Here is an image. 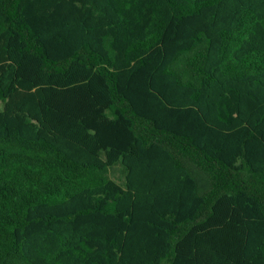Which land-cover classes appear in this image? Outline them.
Segmentation results:
<instances>
[{
	"label": "trees",
	"instance_id": "trees-1",
	"mask_svg": "<svg viewBox=\"0 0 264 264\" xmlns=\"http://www.w3.org/2000/svg\"><path fill=\"white\" fill-rule=\"evenodd\" d=\"M0 264H264V0H0Z\"/></svg>",
	"mask_w": 264,
	"mask_h": 264
},
{
	"label": "rangeland",
	"instance_id": "rangeland-1",
	"mask_svg": "<svg viewBox=\"0 0 264 264\" xmlns=\"http://www.w3.org/2000/svg\"><path fill=\"white\" fill-rule=\"evenodd\" d=\"M111 175H112V177H113L114 179H116V180L120 178V176H119V172H118L117 170L112 171V172H111Z\"/></svg>",
	"mask_w": 264,
	"mask_h": 264
}]
</instances>
